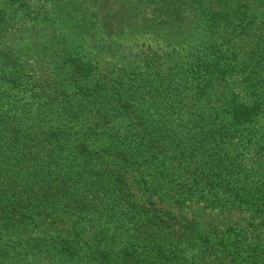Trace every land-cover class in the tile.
Wrapping results in <instances>:
<instances>
[{"label": "trees", "instance_id": "16d2710c", "mask_svg": "<svg viewBox=\"0 0 264 264\" xmlns=\"http://www.w3.org/2000/svg\"><path fill=\"white\" fill-rule=\"evenodd\" d=\"M50 1L61 10L54 19H65L69 28L54 43L63 54L56 73L64 75L62 83L34 60L15 59L4 50L8 42L2 40L18 31L10 24L4 30L0 26V218L4 224L18 223L64 209L76 220L69 237L46 250L36 244L27 263H200L211 251L210 240L194 221L170 209L197 201L211 208L242 209L251 215L249 225L264 230V125L258 127L264 119V27L256 48L247 54L244 64L249 65L237 69L240 58L232 46L235 33H248L264 0ZM116 2L140 27L165 33L176 28L172 37L165 34L180 53L167 74L169 87L174 77L180 81L176 90L166 91L176 105H155L153 93L162 84L158 70L149 74L150 81L139 78L136 88L101 75L100 58L126 51L122 35L134 27L129 16L115 34L111 13L99 22L102 10ZM0 7L16 16L32 15L47 40L54 34L49 27L54 19L43 6L0 0ZM115 36L120 45L113 42ZM81 39L80 50L86 52L76 54ZM43 58L45 66L56 60L48 52ZM242 72L239 92L225 87L211 101L215 107L203 108L200 101H210L218 82L228 83ZM97 73L101 80L92 88L80 83L82 76ZM186 84L190 92L196 89L195 103L184 102L189 97ZM103 96L105 102H100ZM23 97L36 102L34 118L19 104ZM89 211L113 218L118 224L113 234L128 232L139 250L123 253L108 244L98 248L97 241L92 246L86 241L88 229L80 226ZM228 235L216 248L230 255L228 264L264 263V244L248 251L245 234L230 228ZM8 253L0 252V264H8Z\"/></svg>", "mask_w": 264, "mask_h": 264}, {"label": "rangeland", "instance_id": "374dc122", "mask_svg": "<svg viewBox=\"0 0 264 264\" xmlns=\"http://www.w3.org/2000/svg\"><path fill=\"white\" fill-rule=\"evenodd\" d=\"M29 2L32 8L43 6L45 10L48 9L53 19L55 16L57 17L58 13L61 11L50 0H29ZM260 8L262 13L259 12L258 15L251 18V21L249 20L250 25L248 27V33L237 37L235 33L232 37L233 52L240 58L237 69H241L243 65L246 66L250 64V61L244 64L247 54H250L257 46L259 40L257 34L261 31L259 28L261 26L264 27V5ZM102 12L103 16H99V22L100 20H107V15L111 13L114 17L113 22L116 25V30L114 32L117 35L120 34L119 26L123 27L124 24L127 25L129 23V16L133 19V15H128V12H124L119 2H116L112 6L110 3ZM20 13L16 16L8 8L0 7V24L4 21V23H2L3 25H0L1 28L3 26L4 30L5 27L10 24L15 32L18 31V33L16 32L10 39L4 38V40H2V42H8L7 46L3 49L13 53L15 59L18 58L25 62L34 60L36 62V67L44 70L46 69L48 74L53 73V75H56V73L60 71L59 69H61L58 68V64L63 54L54 49V43L67 35L69 28L67 27L68 24L66 20L58 18V21L54 19V21L50 22L49 27L53 29L54 34L47 40L44 38L43 33H41L40 24L33 22L32 15L29 17L25 16L24 13ZM135 18L136 17H134V19ZM134 19L132 21L134 27H131L129 32H125L122 35L127 38V42H125L126 45H123L126 51H122V53L118 54L114 53L112 56L108 54L100 58L102 66V70L100 71L101 75L109 74L110 78H112L116 84L126 86L129 82L131 87L134 86L136 88L139 86V78L145 77L146 80L150 81L152 79L147 78L149 74L158 70L162 76L160 78L162 84L157 88V91L153 93L155 105L161 107L174 106L177 102L167 94V92H170L171 89L176 90V87H179L180 81L177 77H174L169 87L167 74L172 72V70L169 71V69L176 66L180 55L179 51L173 48L171 44L172 41L170 42L172 35L176 33V28H168L171 31L168 33L161 32L155 27L146 29L145 27H140L141 23L135 22ZM30 28L35 29L26 32V30ZM165 34L171 36L170 39L167 38ZM164 35L167 41L164 40ZM85 36L86 35L83 37L84 39L87 38ZM119 41L120 39L118 36L113 38V42L116 44L118 43V45L121 44ZM83 43L82 39L80 42H77L79 48H77L76 54H85V50L83 53L80 50V46L82 47ZM171 48L172 51L170 50ZM46 52H48L49 55L55 56L57 61L54 60V64L45 66L43 62L47 59L44 60L43 55H45ZM28 62L30 63V61ZM174 72L176 73L177 69H175ZM101 75L97 73L95 77L86 76V79L82 76L80 83L92 88L98 80H101ZM55 78L62 83L64 75L63 77L61 75H56ZM227 82L228 83L218 82L219 87L216 89L215 93L214 91L211 93L210 101H206L205 103L200 101L203 108L208 109L212 106L215 107V104L211 101L215 100L217 97L215 94H218L219 91L225 87L232 88L234 92H239L240 86L243 84V72L236 73L229 77ZM185 86L189 97H186L184 102L195 103L194 93L196 89L190 92L187 84ZM226 95L229 96V93L226 92ZM102 101L105 102L104 96L100 98V102ZM151 101L152 100H150V102ZM19 104L28 107V111L32 114L31 117L34 118L36 102L32 98L23 97L19 101ZM216 105L223 106L224 108L226 107L224 103H218ZM263 125L264 119L258 124L260 130L263 129ZM44 208L46 207L44 206L40 209ZM110 208L111 206L106 208V210L108 211ZM170 209L179 218L194 221L202 234L206 236L207 240H210L209 246L211 251L209 254H204L208 257V260L206 257L204 261L197 264H228L230 255L221 254L216 248L220 241L229 238L228 231L230 228H235L237 232L243 233L248 237L250 243V246L247 248L248 251L255 249L257 244H259V246L264 244L263 228L261 226L253 227L249 225L251 215L242 209L230 210L226 208H211L209 203H204L202 201L191 202L184 206L173 205ZM41 214L42 216H40ZM41 214H36L29 220L22 219L18 223H12L11 221V223L4 224V221L0 218V252L9 251L8 264H30L27 263V261L30 259V256L33 255V252H35L34 246L36 244H39L42 250H46L53 242L61 241L67 235L69 237L70 234L68 233L72 232V228L75 227V218L66 214L64 209H60L55 215ZM86 217V220L80 221V226L84 229H88L86 231V241L91 243L92 246L95 244V241H97L98 248L108 244L110 247H114L116 251L123 253L139 250V247L135 245L137 239L133 237L129 238L127 231L130 229V226L126 227L124 230L127 234L117 236L113 233L115 231L114 228L118 224L114 223L113 218L108 217L104 212L89 211ZM105 234L108 235L106 238L103 237ZM200 254L201 253L198 252L195 255L196 260ZM241 254L246 257L248 252L244 251L241 252ZM236 256L237 255H233V257ZM25 257L26 259H24ZM189 258H191V256H189ZM41 262L43 263V261Z\"/></svg>", "mask_w": 264, "mask_h": 264}]
</instances>
